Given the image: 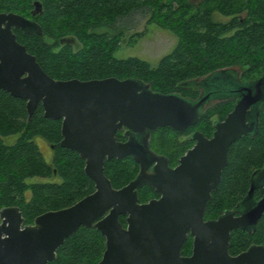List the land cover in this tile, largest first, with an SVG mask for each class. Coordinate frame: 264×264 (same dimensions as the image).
I'll list each match as a JSON object with an SVG mask.
<instances>
[{"label": "water", "instance_id": "95a60500", "mask_svg": "<svg viewBox=\"0 0 264 264\" xmlns=\"http://www.w3.org/2000/svg\"><path fill=\"white\" fill-rule=\"evenodd\" d=\"M35 9L42 12L40 1H35ZM17 29L43 35L35 19L13 11L0 13V90L25 99L29 119L42 104L46 118L62 121L61 145L85 160L95 190L69 207L38 215L23 228L20 208L2 207L0 242L12 243L7 249L15 253L0 255V264H48L82 226L96 227L106 237L99 264H264L263 244H253L238 255L230 253L232 232L254 233L264 215V166L253 173L251 188L240 202L205 219L207 204L229 163L230 147L259 131L264 73L242 81L237 68L218 70L197 82L202 87L197 99L153 90L134 77L55 79L18 40ZM216 99L236 103L225 119L214 121L211 137L198 129L191 132L194 146L172 168L167 156L151 148L153 132L166 126L185 132ZM121 130L125 140L118 138ZM129 156L141 169L127 185L115 188L105 163ZM146 185L160 198L141 202L139 189ZM257 189L263 194L259 200ZM121 216H126L127 226ZM189 233L194 236L193 252L183 256Z\"/></svg>", "mask_w": 264, "mask_h": 264}, {"label": "trees", "instance_id": "16d2710c", "mask_svg": "<svg viewBox=\"0 0 264 264\" xmlns=\"http://www.w3.org/2000/svg\"><path fill=\"white\" fill-rule=\"evenodd\" d=\"M35 1L42 3V12H36ZM10 11L41 24L42 36L21 29L15 32L55 79L134 77L149 83L153 90L197 99L202 94L197 82L218 70L237 68L242 81L264 73V0H0V13ZM137 12L149 14L148 24L156 23L178 36L174 49L155 66L136 56L117 58L123 32L113 35L96 30ZM215 12L230 19L216 21ZM144 35L145 31L135 33L131 43ZM66 37L76 41L63 42ZM235 103L236 99L209 103L197 124L184 133L170 126L158 128L152 134V147L176 162L195 144L188 138L179 141V137L194 129L211 137L214 121L225 119ZM61 125V120L45 117L42 104L29 119L27 101L0 90V207L19 206L27 223L47 211L69 207L95 190L94 181L85 172V160L61 145ZM11 136H17L16 140L7 143L5 138ZM37 138L52 146L51 162ZM118 138L126 139L124 130L118 132ZM263 166L264 105L257 135L240 138L230 147L229 163L207 204L206 215L215 218L233 208L248 194L253 172ZM139 169L131 156L105 163V173L115 188L127 185ZM35 177L59 180L31 182ZM156 196L149 185L139 190L141 202ZM256 196H262L260 191ZM121 220L126 223L124 216ZM253 243L264 244V215L254 233L232 232L230 253L238 254ZM105 250L106 237L101 231L82 226L48 264H99Z\"/></svg>", "mask_w": 264, "mask_h": 264}, {"label": "rangeland", "instance_id": "374dc122", "mask_svg": "<svg viewBox=\"0 0 264 264\" xmlns=\"http://www.w3.org/2000/svg\"><path fill=\"white\" fill-rule=\"evenodd\" d=\"M216 21H228L230 17L224 16L218 12L214 13ZM148 13L137 12L130 16L119 19L112 26H101L96 30L116 34L123 32L122 41L118 51L115 53L117 58H128L131 56L140 57L148 60L152 65H157L160 59L171 52L178 42V36L170 29L163 28L156 23L148 24ZM145 31V35L137 40L136 43H131V37L137 32ZM49 42H54V39H49ZM17 136L5 138L7 143H12ZM37 142L44 153L48 162L53 159V151L51 146L41 138H37ZM59 180L58 177L51 179L35 177L30 179L31 182H45ZM208 218L210 216H207ZM28 222V223H33Z\"/></svg>", "mask_w": 264, "mask_h": 264}, {"label": "flooded vegetation", "instance_id": "af4514ba", "mask_svg": "<svg viewBox=\"0 0 264 264\" xmlns=\"http://www.w3.org/2000/svg\"><path fill=\"white\" fill-rule=\"evenodd\" d=\"M195 130V129H194ZM193 130V131H194ZM124 132H125V130H124ZM184 133V132H183ZM191 134V133H190ZM190 134H188L187 136H181V137H179V141H184L186 138H188V139H190V140H192L191 138H190ZM42 139V138H41ZM42 140H44V139H42ZM45 141V140H44ZM51 146V145H50ZM194 146V145H193ZM192 146V147H193ZM191 147V148H192ZM51 148H52V146H51ZM151 148L155 151V152H157V153H159V154H162V155H165V154H163V153H160V152H158V151H156L153 147H152V137H151ZM190 149V148H189ZM188 149V150H189ZM187 150V151H188ZM186 151V152H187ZM185 152V153H186ZM184 153V154H185ZM183 154V155H184ZM183 155H181L180 157H178V159L176 160V162H172L171 160H170V158L167 156V155H165V156H167L168 158H169V165L172 167V168H175L178 164H179V161H180V158L183 156ZM140 166V165H139ZM140 169H141V167H140ZM140 169H139V171H140ZM257 170V169H256ZM255 170V171H256ZM149 171H151V168L149 169ZM254 171V172H255ZM253 172V173H254ZM253 175V174H252ZM251 181H252V176H251ZM146 186H148V185H146ZM144 187V186H143ZM250 188H251V186H250ZM141 189V188H140ZM139 189V190H140ZM250 190V189H249ZM257 191H260V189H257V190H255V197H256V199L257 200H259V199H261L262 198V196H263V194H262V192L260 191V193L262 194V196L260 197V198H257V196H256V193H257ZM157 192V191H156ZM249 192V191H248ZM158 193V192H157ZM154 198H160V194L158 193V196H156V197H153V198H150V199H148V201H150L151 199H154ZM148 201H146V202H148ZM241 201V200H240ZM239 201V202H240ZM3 207H6V206H3ZM19 207V206H18ZM2 207H0V209H1ZM20 208V207H19ZM21 210V209H20ZM22 211V210H21ZM23 213V212H22ZM24 216V215H23ZM125 217V220H126V216H124ZM25 218V217H24ZM209 218H211V217H209ZM208 217H207V215H206V213H205V219L207 220V219H209ZM216 218V217H215ZM120 219H121V217H120ZM122 221V220H121ZM2 222V219L0 218V223ZM34 223V222H33ZM123 223V222H122ZM29 224H32V223H27L26 222V218H25V221H24V224H23V226H22V228L25 226V225H29ZM124 224V226H127V222L126 223H123ZM3 237H6V234H3ZM186 243H188V244H190L189 245V247H187L186 249H184V245L186 244ZM11 244L12 243H10V242H0V247L1 248H5V249H3V250H1L0 251V255H6V254H11V255H14V251H13V249L12 250H9V249H7V247H10L11 246ZM253 244H256V243H253ZM253 244H251V245H253ZM184 245H183V247H182V255L183 256H190L191 254H192V252H193V245H194V236L193 235H191V233H189V236H188V239L185 241V243H184ZM250 245V246H251ZM264 245V244H263ZM249 246V247H250ZM248 247V248H249ZM247 248V249H248ZM247 249H245L244 251H246ZM243 252V251H242ZM242 252H240V253H242ZM240 253H238V254H240ZM238 254H232V255H238ZM3 258V257H2ZM0 261H2L1 259H0Z\"/></svg>", "mask_w": 264, "mask_h": 264}]
</instances>
